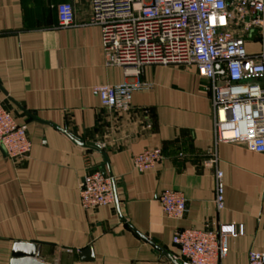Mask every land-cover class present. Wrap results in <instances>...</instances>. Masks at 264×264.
<instances>
[{
	"label": "crops",
	"instance_id": "crops-1",
	"mask_svg": "<svg viewBox=\"0 0 264 264\" xmlns=\"http://www.w3.org/2000/svg\"><path fill=\"white\" fill-rule=\"evenodd\" d=\"M58 3L71 4V26L56 25ZM89 12V0H0V101L31 145L22 161L0 149V264L30 241L46 264H178L175 230L227 225L242 233L226 238L219 264H246L248 250L264 252V153L213 144L209 94L194 65L144 66L137 79L151 89L133 92L124 111L102 108L90 88L126 79L104 66ZM262 19L261 30L242 36L250 57L264 54V12ZM75 141L105 155L112 205L80 207L86 167H106L97 150ZM145 148H160L162 159L137 173L131 158ZM214 170L222 173L219 212ZM166 190L185 200L179 220L160 211L157 196Z\"/></svg>",
	"mask_w": 264,
	"mask_h": 264
},
{
	"label": "built area",
	"instance_id": "built-area-1",
	"mask_svg": "<svg viewBox=\"0 0 264 264\" xmlns=\"http://www.w3.org/2000/svg\"><path fill=\"white\" fill-rule=\"evenodd\" d=\"M54 9L58 27L73 24L70 3H58ZM89 11V23L100 30L104 66L119 68L126 79L90 88L102 108L124 111L133 92L150 90L151 83L137 79L144 66L194 65L209 94L213 144H239L264 153V54L248 56L242 39L262 29L264 0H89ZM30 146L26 126L17 124L0 101V149L5 157L22 161ZM211 156L213 165L215 154ZM161 159L160 148H145L131 162L143 173ZM221 176L214 170L216 212L223 209ZM112 182L97 167H86L77 187L80 207L112 205ZM157 202L161 213L173 220L186 211L177 191L161 192ZM241 233L234 225L217 232L181 229L173 232L171 244L178 249V264H219L226 254V238ZM246 264H264V252L248 250Z\"/></svg>",
	"mask_w": 264,
	"mask_h": 264
},
{
	"label": "water",
	"instance_id": "water-1",
	"mask_svg": "<svg viewBox=\"0 0 264 264\" xmlns=\"http://www.w3.org/2000/svg\"><path fill=\"white\" fill-rule=\"evenodd\" d=\"M80 146L91 147L92 149L97 150L103 157L106 173L104 169H101L100 172L103 175H107L110 178L111 174L108 170L107 161L105 155L99 150L98 146L92 143H81L75 141ZM112 187L114 190V184L112 182ZM39 243L30 241L29 243H17L14 245V250L12 253V259L10 260L9 264H46L43 263L41 258L39 257ZM166 255V254H165Z\"/></svg>",
	"mask_w": 264,
	"mask_h": 264
}]
</instances>
